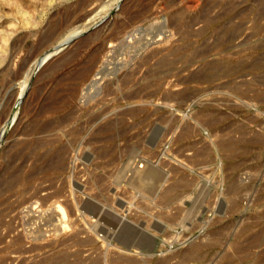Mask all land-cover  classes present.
<instances>
[{
    "label": "rangeland",
    "instance_id": "obj_1",
    "mask_svg": "<svg viewBox=\"0 0 264 264\" xmlns=\"http://www.w3.org/2000/svg\"><path fill=\"white\" fill-rule=\"evenodd\" d=\"M21 2L0 3V264H264V0Z\"/></svg>",
    "mask_w": 264,
    "mask_h": 264
},
{
    "label": "bare ground",
    "instance_id": "obj_2",
    "mask_svg": "<svg viewBox=\"0 0 264 264\" xmlns=\"http://www.w3.org/2000/svg\"><path fill=\"white\" fill-rule=\"evenodd\" d=\"M0 3H1V5L3 6V8H10V10L11 11H13V9L14 8H16V7H19V4L20 3H22L21 2V0H0ZM208 4V3H207ZM211 5V4H210ZM20 8H21V4H20ZM19 8V9H20ZM25 8V7H24ZM22 9V8H21ZM23 10V9H22ZM7 11V10H6ZM11 11L9 12V16H12V15H10V13H11ZM221 11V10H220ZM209 12V11H208ZM22 14V13H21ZM24 14V13H23ZM23 14H22V16H23ZM15 15V14H14ZM13 15V16H14ZM25 15V14H24ZM27 15V14H26ZM8 16V17H9ZM204 16V15H203ZM219 16V15H218ZM30 18H32V17H30ZM30 18H23L22 17V19H24L23 20V25H24V23L26 24H28V23H32L33 22V20H31ZM219 18V17H218ZM205 20H206V17H205ZM13 21V20H12ZM232 21V20H231ZM9 22V21H8ZM20 22V21H19ZM78 22V21H77ZM189 22V21H188ZM22 23V22H21ZM171 24V23H170ZM173 24V23H172ZM207 24V23H206ZM187 25V24H186ZM205 28V27H204ZM200 30V29H199ZM102 32V31H101ZM189 33V32H188ZM73 34H75V32L73 33ZM192 34H195V33H192ZM4 35V34H3ZM3 35H1L0 34V38H2V40L1 41H4V42H7V39H6V36H3ZM198 35V34H197ZM103 37H105V35L103 36ZM91 40V39H90ZM104 41V40H103ZM4 44V43H3ZM14 44V43H13ZM6 45V44H5ZM4 45V46H5ZM16 45V44H15ZM101 45H103V43L101 44ZM2 49V48H1ZM5 49V48H4ZM101 49V48H100ZM34 52V51H33ZM80 52V51H79ZM1 53H4V50H3V52H1ZM74 51H72L71 53H69V55H67L66 57H64V58H70L71 57V55H73L74 56ZM105 54V53H104ZM1 55V54H0ZM97 55H98V48H94L93 50H92V52H90L87 56H85V57H83V58H81V59H79V60H77V62H75V65L78 67V69H77V71H78V79L80 80V81H82L85 77H87V76H89V74L92 72V70H93V66H94V63L96 62V57H97ZM69 56V57H68ZM77 57V56H76ZM4 58V57H3ZM62 58V57H61ZM60 59V58H59ZM99 59V58H98ZM69 60V59H68ZM67 60V61H68ZM63 60H61V62H62ZM4 61L2 60V58L0 57V64L1 63H3ZM10 62V61H9ZM40 62V61H39ZM59 62H60V60H59ZM60 62V63H61ZM66 62V61H65ZM1 66V65H0ZM8 67H9V65L8 64H6V65H4V66H2L1 68H0V81H3V79H4V74H5V72L7 71V69H8ZM71 71V70H70ZM104 71H106L105 69H104ZM154 71V70H153ZM97 72H99V71H97ZM100 72H102L101 70H100ZM103 74H104V72H102ZM71 74V73H70ZM73 74V73H72ZM96 74H98V73H96ZM102 74V76H103V78H104V75ZM108 75V74H107ZM72 76V75H71ZM101 76V77H102ZM105 76H106V74H105ZM67 77H69V76H67ZM73 77V76H72ZM6 79V78H5ZM76 80V79H75ZM92 80V79H91ZM10 81V80H9ZM88 82H90V81H88ZM100 82V81H99ZM71 83V82H70ZM97 83V82H96ZM69 84V83H68ZM73 84V83H72ZM93 84V86H96V84L93 82L92 83ZM97 84H99V83H97ZM91 85V84H90ZM69 86V85H68ZM98 86V85H97ZM105 86H106V83H105ZM107 88H110V83H107ZM5 87V86H4ZM99 88V87H98ZM106 88V87H105ZM106 88V89H107ZM63 89V88H62ZM135 90H136V88H135ZM28 91V90H27ZM133 94V93H132ZM137 94V93H136ZM66 95V94H65ZM133 95H135V94H133ZM132 95V96H133ZM131 96V95H130ZM129 96V97H130ZM139 96V95H138ZM21 97V96H20ZM134 98V97H133ZM10 99V98H9ZM19 99H18V101L16 102V105L18 106L19 105ZM15 103V102H14ZM12 104V103H11ZM12 106V105H11ZM14 108H16V107H14ZM18 108V107H17ZM49 108V107H48ZM136 109V108H135ZM17 110V109H16ZM54 110V109H53ZM52 110V111H53ZM6 111H8V110H6ZM50 111V110H49ZM16 112V111H15ZM133 112V111H132ZM6 114V113H5ZM133 114V113H132ZM7 115V114H6ZM8 116V115H7ZM7 116H6V118H7ZM15 118H14V116L13 115H11V113H9V118H8V121H6V123H7V126H10L11 125V123H12V121L14 120ZM122 116H119V117H117V120L116 121H119V120H121L122 121ZM2 120V119H1ZM90 121V120H89ZM107 122V121H106ZM111 122H115V121H113V120H108V122L107 123H111ZM46 126V125H45ZM37 128V127H36ZM106 127L104 126H100L99 127V130L96 132V133H98V134H100V136H101V134H103V133H105V131H106V129H105ZM33 130V129H32ZM36 130V129H35ZM35 130H34V133H35ZM185 130V129H184ZM158 131V130H157ZM155 134V133H154ZM32 135H33V133H32ZM157 135V134H156ZM159 135V134H158ZM2 137H3V134L2 133H0V142L2 141ZM100 138V137H99ZM152 138V137H151ZM225 138V137H224ZM39 139V142L43 139L41 136H38L37 137V139L36 140H38ZM89 140V139H88ZM226 140H228V139H226ZM38 143V142H37ZM41 144H43V143H41ZM37 146V145H36ZM38 157V156H37ZM38 159V158H37ZM36 168V167H35ZM30 176V175H29ZM148 176H150V175H148ZM18 179V178H17ZM158 179V178H157ZM168 191V190H167ZM169 193V192H168ZM167 195V194H166ZM92 206V205H91ZM62 213H63V215H64V211H62ZM62 215V216H63ZM64 217V216H63ZM66 217V216H65ZM125 223V222H124ZM129 223V222H128ZM131 224V223H130ZM127 229V228H126ZM125 229H123V231H124ZM129 230V229H128ZM127 231V230H126ZM124 231L123 233H124V235H125V237H124V241H122L123 242V244H124V246H120V247H124V249L126 250V248H130V247H137V248H141L142 249V247L144 248V250H148L149 248H145L144 246H146L145 245V243H143L142 245H140L142 242H143V240L141 241V242H139V244L138 243H135L136 242V240H135V242H132V243H128V241L127 240H129V232L127 231ZM123 235V234H122ZM146 236V235H145ZM73 237V236H72ZM75 237V236H74ZM145 238V237H144ZM145 239H147V238H145ZM148 239H150V238H148ZM92 241H91V239L89 238V239H87V240H84V244H89V243H91ZM151 242V241H150ZM150 242H148V243H150ZM81 243L83 244V241H81ZM148 245V244H147ZM152 245H153V243H152ZM192 245V244H191ZM240 247V246H239ZM38 248V247H37ZM152 248V247H151ZM98 249V248H97ZM184 251H186V250H184ZM198 251H199V247L197 246V245H192L189 249H188V251H187V254L185 255V257L188 259V258H191V257H193V256H195L197 253H198ZM142 252V251H141ZM77 253H79V252H77ZM49 254V253H48ZM62 254H64V253H62ZM65 254H68V253H65ZM47 255V254H46ZM60 256V255H59ZM90 256H91V254H90ZM89 256V257H90ZM96 256H98V255H96ZM95 256V257H96ZM104 256H105V253H104ZM70 257V256H69ZM101 257L102 256H100V258H95V259H93L89 264H102V262L104 263V260L102 261V259H103V257H102V259H101ZM125 257V256H124ZM196 257V256H195ZM61 258H64L63 257V255H62V257ZM61 258L59 259V258H57L56 259V264L58 263V261H61L62 262V260H61ZM86 258V257H85ZM184 257H182V259H183ZM194 258V257H193ZM68 259V258H67ZM81 259H82V257H81ZM87 259H88V257H87ZM87 259H85V260H87ZM105 259H108L107 257L105 258ZM126 259V258H125ZM77 260H80L79 259V257L77 258ZM82 260H84V259H82ZM111 260H112V258H111ZM118 260V259H117ZM120 260V259H119ZM135 260V259H134ZM72 261V260H71ZM90 261V260H89ZM21 262V261H20ZM74 262V261H73ZM105 262H108V260L107 261H105ZM157 262V261H156ZM181 262H182V260H181ZM54 263V264H55ZM77 263V262H76ZM82 263V262H81ZM86 263V262H85ZM158 263V262H157ZM51 264V263H50ZM107 264V263H106Z\"/></svg>",
    "mask_w": 264,
    "mask_h": 264
}]
</instances>
